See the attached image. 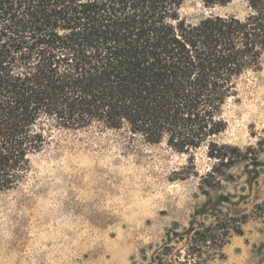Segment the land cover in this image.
Instances as JSON below:
<instances>
[{
	"label": "trees",
	"instance_id": "1",
	"mask_svg": "<svg viewBox=\"0 0 264 264\" xmlns=\"http://www.w3.org/2000/svg\"><path fill=\"white\" fill-rule=\"evenodd\" d=\"M186 1L0 0V190L17 187L61 129L121 130L191 156L206 147L207 175L223 174L216 165L240 149L219 140L225 106L264 66V0H245L244 18L196 20L182 16ZM193 173L194 157L177 178ZM228 231L242 234V220L193 228L188 259Z\"/></svg>",
	"mask_w": 264,
	"mask_h": 264
},
{
	"label": "rangeland",
	"instance_id": "2",
	"mask_svg": "<svg viewBox=\"0 0 264 264\" xmlns=\"http://www.w3.org/2000/svg\"><path fill=\"white\" fill-rule=\"evenodd\" d=\"M248 12L245 0L181 9L189 20ZM225 116L219 140L240 149L216 178L206 147L191 156L121 130H56L24 180L0 190V264H264V66ZM193 157L199 174L177 178ZM231 216L242 234L189 260L192 229Z\"/></svg>",
	"mask_w": 264,
	"mask_h": 264
}]
</instances>
